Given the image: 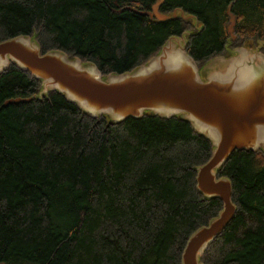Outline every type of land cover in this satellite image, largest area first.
Instances as JSON below:
<instances>
[{"label":"trees","instance_id":"16d2710c","mask_svg":"<svg viewBox=\"0 0 264 264\" xmlns=\"http://www.w3.org/2000/svg\"><path fill=\"white\" fill-rule=\"evenodd\" d=\"M155 1L0 0V41L35 35L42 53L59 49L103 75L132 70L195 31L191 18L149 17ZM175 9L202 25L186 46L198 67L258 41L264 53V0L158 6ZM40 88L13 64L0 73V264H181L187 238L222 207L196 188L210 142L177 117L112 123L55 91L25 99ZM217 176L230 179L236 211L202 264H264V153L234 150Z\"/></svg>","mask_w":264,"mask_h":264},{"label":"water","instance_id":"95a60500","mask_svg":"<svg viewBox=\"0 0 264 264\" xmlns=\"http://www.w3.org/2000/svg\"><path fill=\"white\" fill-rule=\"evenodd\" d=\"M156 0L147 14L158 21L176 16L191 18L195 31L169 36L146 62L132 70L103 75L95 63L52 49L42 53L35 35H18L0 41V73L10 64L41 82L37 98L55 91L74 103L85 115L104 116L120 123L144 113L188 122L211 145L209 159L195 167L196 188L206 199H219L221 210L187 238L181 264H202V257L236 211L232 185L217 173L234 150L264 153V53L257 46L226 48L200 67L186 52L187 36L202 25L181 9L159 12ZM227 31L234 39L235 16ZM21 100L20 98L14 99ZM8 99L5 103L12 102Z\"/></svg>","mask_w":264,"mask_h":264},{"label":"bare ground","instance_id":"6f19581e","mask_svg":"<svg viewBox=\"0 0 264 264\" xmlns=\"http://www.w3.org/2000/svg\"><path fill=\"white\" fill-rule=\"evenodd\" d=\"M219 175V174H218Z\"/></svg>","mask_w":264,"mask_h":264}]
</instances>
